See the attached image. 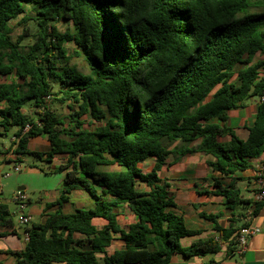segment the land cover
<instances>
[{
  "label": "trees",
  "instance_id": "16d2710c",
  "mask_svg": "<svg viewBox=\"0 0 264 264\" xmlns=\"http://www.w3.org/2000/svg\"><path fill=\"white\" fill-rule=\"evenodd\" d=\"M20 16L32 21L33 31L26 26L14 40L10 23ZM61 21L73 29L61 31ZM26 37L31 43L24 50ZM68 43L88 73L70 63ZM258 53H264V0H0V75L19 79L0 81V155L14 145L5 149L11 127L17 153L41 156L28 142L46 135L47 161L69 154L55 169L65 172L59 197L47 203L59 209L25 226L27 243L12 253L14 264H170L174 253L205 256L223 246L226 257L234 255L249 222L232 218L223 227V214L203 213L216 234L183 247L181 239L199 231L170 209L174 199L159 171L172 153L203 151L213 157L208 165L226 176L264 155V61H254ZM251 99H258L255 121L242 139L227 124L228 112ZM148 158L154 166L144 171L139 164ZM110 165L120 169H103ZM141 181L148 190L138 189ZM215 185L233 215L252 206L256 216L264 207V198H244L234 184ZM75 189L95 205L63 213ZM121 204L137 217L127 229L118 224ZM96 217L105 226L97 228ZM0 227L16 232L2 201ZM114 233L126 248L99 257ZM84 241L90 249L77 246Z\"/></svg>",
  "mask_w": 264,
  "mask_h": 264
},
{
  "label": "crops",
  "instance_id": "0c3cea01",
  "mask_svg": "<svg viewBox=\"0 0 264 264\" xmlns=\"http://www.w3.org/2000/svg\"><path fill=\"white\" fill-rule=\"evenodd\" d=\"M259 54L264 53H258L255 57V62L264 61V57H261ZM259 75L264 76V65L259 68ZM257 105L258 99H251L244 107L232 109L228 112L229 118L227 124L242 139H247L249 136V128L255 121ZM211 121L216 122L217 120L214 118ZM13 138L12 136L11 141ZM228 139L229 137H225L222 140ZM176 144L177 143L170 145V148H173ZM8 147V145H5V149ZM28 149L40 153L41 156L29 155H32L36 160L47 163V165L40 166L36 161H33L32 164H26V158L25 155H23L21 161L24 162V165H27L28 168L25 169L23 167L24 169L22 168L20 171H12L11 162L8 160L9 151L7 152L6 150V152L0 155L1 201L4 202L2 197V179L6 178L3 176V173L10 171L9 176L12 175L11 172L19 173L16 177H12V180L7 184L12 187L18 185L17 189L22 190L29 199L27 206L22 212L18 210V203L16 202L17 211L21 214L20 222L22 221V216H28L29 221L28 223H24L25 226L31 223H41L49 214L55 213L59 209L58 206L47 207V203L55 201L59 197L60 189L64 184L65 172H55V169L67 163L69 158V154L60 153L56 154L52 161H47L46 154L51 150V143L46 135L30 138ZM212 159L213 157L211 155L203 151H194L181 157L172 153L167 157L165 164L159 171L161 181L168 183V191L174 199L175 205L171 206L170 209L184 217L188 229L199 231L198 234L183 237L181 239V245L183 247H188L197 240L205 239L216 234L214 222L204 217L202 215L203 213L223 214L218 218L219 224L223 227H228L232 218H239L242 222L248 221L249 226L247 228H254L256 232L248 237L244 253L235 252L234 255L226 257L225 246H223L222 250L218 253L205 256L188 257L180 253H174L171 256L170 264H207L212 260L215 262H211V264H264V207L256 216L252 215V206L241 208L240 210L238 209L233 215V212L224 205L223 196L214 193L217 189L215 182L218 181L223 186L234 184L235 187L240 190L244 198L253 201L259 200L256 196L259 189L256 182V171L264 160V155L252 158L250 160V167L245 170H238L231 176L223 175L221 172L212 169L208 165V162ZM149 161H153V167L155 162L154 158H148L142 163L146 164ZM142 163L139 164L141 168ZM103 169L119 170L120 167L117 165H110ZM49 175H60L61 177H59V179L60 182L63 183L62 186L53 190H48L46 188L36 187L29 181V177L31 176L42 178L41 176ZM29 189L34 191L43 190L45 195L33 202L28 193ZM138 189L146 191L149 187L144 181H141L138 184ZM69 196L70 200L60 209L63 213H75L79 209H87L95 205L93 198L85 190L75 189ZM115 210L118 212L117 219L121 228L127 229L130 224L137 220L136 215L124 204H121L119 207L115 208ZM34 215L39 218L38 221L33 220ZM92 222L99 229L107 223V221L101 217L94 218ZM25 226L22 227L14 221L16 232H12V228L0 227V264H14L15 259L12 253L21 251L25 248L27 243ZM74 238L83 239L86 237L76 233ZM77 246L81 249H90V244L87 243V241L77 244ZM126 246L127 244L125 240L121 238L120 234L114 233L110 243L105 247V251L99 253L98 256L102 258L105 255H111L118 250L125 249ZM53 264L64 263L57 262Z\"/></svg>",
  "mask_w": 264,
  "mask_h": 264
},
{
  "label": "rangeland",
  "instance_id": "374dc122",
  "mask_svg": "<svg viewBox=\"0 0 264 264\" xmlns=\"http://www.w3.org/2000/svg\"><path fill=\"white\" fill-rule=\"evenodd\" d=\"M11 27L13 29L12 35L14 40L17 39V37H19L20 34H23L24 29L26 26H29L30 30L33 31V24L32 21H30L29 23H25L24 19L22 18V16L18 17L17 19L11 21ZM57 26L60 28L61 31L66 30L67 28L69 29H73V24H67L64 21H61L59 23H57ZM24 43H26V46L24 47V50H27L28 47L27 45L29 43H31V39L29 37H26V39L24 40ZM67 47L69 49V55L71 56V60L70 63L74 64L79 70H81L84 73H88L89 72V67L87 65V63L85 62V60L83 59L82 56H77L74 53V50L76 48V46L74 44L68 43ZM261 57H264V54H259ZM19 80L17 77H15L14 75H10V76H2L0 75V81H10V80ZM51 101V100H49ZM67 109L64 108V112H66ZM87 119H89V117H85ZM87 126V124H86ZM16 130V127H11L10 131H9V135L4 139L5 145L9 146L11 143V139H12V134L14 133V131ZM26 158V164H32L33 161H36L40 166H46L47 163L42 162L40 160H36L32 155H25ZM142 168L145 171H148L152 168L153 165V161H149L148 163L144 164L142 163ZM22 166L27 169V165H24V162H22ZM23 168V169H24ZM11 176L3 178L2 179V189H3V193H2V197L4 202L8 205L10 211L13 214V219L15 221L16 224H20L22 227H24V223L20 222V216L21 214L17 211V203L15 201V192L18 190V185H16L15 187L9 186L7 183L12 180V177H16L17 175H19V173L16 172H11ZM42 178H39L37 176H31L29 177V181L35 185L36 187L38 186L39 188H46L48 190L50 189H56L60 186H62V182H60L59 177H61L60 175H49V176H41ZM28 193L30 195V197L32 198V201H36L39 197L45 195V192L43 190H28ZM33 220L38 221L39 218L34 215L33 216Z\"/></svg>",
  "mask_w": 264,
  "mask_h": 264
},
{
  "label": "built area",
  "instance_id": "2783aa9c",
  "mask_svg": "<svg viewBox=\"0 0 264 264\" xmlns=\"http://www.w3.org/2000/svg\"><path fill=\"white\" fill-rule=\"evenodd\" d=\"M262 99V98H261ZM29 128V126L26 127L25 130H27ZM14 145L12 146V148L9 150V158L8 160L11 162L12 165V171H20L23 166H22V154L17 153L16 152V142L18 141L17 138H14ZM10 175V171H6L3 173L4 177H8ZM256 182L258 184V188L259 191L257 192V198L259 200L264 198V160L262 161V163L259 165L257 171H256ZM1 192V191H0ZM27 196L26 194L22 191V190H17L15 193V200L18 203V210L20 212H22L25 207L27 206ZM0 202H1V198H0ZM23 223H28L29 219L28 216H22L21 218ZM256 232V230L250 229V228H245L243 230H241V232L239 233V235L237 236V240H238V249L237 252L238 253H244L245 249H246V242L249 236L253 235ZM26 239H28V233H25Z\"/></svg>",
  "mask_w": 264,
  "mask_h": 264
},
{
  "label": "water",
  "instance_id": "95a60500",
  "mask_svg": "<svg viewBox=\"0 0 264 264\" xmlns=\"http://www.w3.org/2000/svg\"><path fill=\"white\" fill-rule=\"evenodd\" d=\"M23 188V187H22Z\"/></svg>",
  "mask_w": 264,
  "mask_h": 264
}]
</instances>
